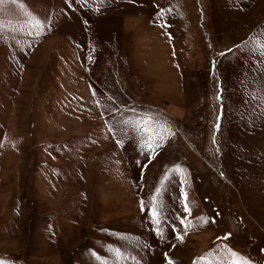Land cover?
<instances>
[{
  "label": "rangeland",
  "instance_id": "1",
  "mask_svg": "<svg viewBox=\"0 0 264 264\" xmlns=\"http://www.w3.org/2000/svg\"><path fill=\"white\" fill-rule=\"evenodd\" d=\"M168 260L264 264V0H2L0 264Z\"/></svg>",
  "mask_w": 264,
  "mask_h": 264
},
{
  "label": "snow or ice",
  "instance_id": "2",
  "mask_svg": "<svg viewBox=\"0 0 264 264\" xmlns=\"http://www.w3.org/2000/svg\"><path fill=\"white\" fill-rule=\"evenodd\" d=\"M0 2H2V0H0ZM217 119H219V117H217ZM124 123L126 125H129L133 131H136L140 135L141 147H144L145 143H146L147 147L149 149L152 148V140H153L154 136H149L147 141L144 140L145 135H148V133L151 131L150 129H148L146 127L141 128L139 120H128V121H124ZM217 127H218V125H217ZM156 135H159V134L157 133ZM157 192H159V190H157ZM152 201H153V207L151 209V216L156 223H159V219L157 217H158L160 211H162V210L158 209V207L156 205V196L152 197ZM184 208H185V212L189 211L187 204H185ZM141 209L145 210V204L143 201H141ZM181 219H182V223L185 222L183 217ZM177 238L182 239V236H178ZM165 256L167 257V254H165ZM168 264H172V261L168 260ZM193 264H195V261L193 262Z\"/></svg>",
  "mask_w": 264,
  "mask_h": 264
}]
</instances>
